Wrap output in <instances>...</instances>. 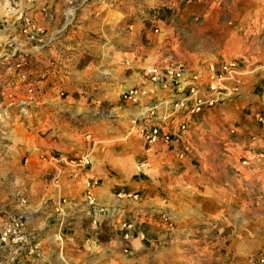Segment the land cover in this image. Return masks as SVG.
Masks as SVG:
<instances>
[{"label": "crops", "instance_id": "obj_1", "mask_svg": "<svg viewBox=\"0 0 264 264\" xmlns=\"http://www.w3.org/2000/svg\"><path fill=\"white\" fill-rule=\"evenodd\" d=\"M157 2L158 0H89V11L88 6H84L82 13L76 14L73 9L77 7H71V0H0V57L9 52L6 46L12 43V49L32 54L35 51L44 54L54 51L57 55L55 61L61 64L64 54L56 42L58 38L66 35L71 39L74 34L85 31L89 32V40L92 39L88 44H79L75 40L64 47L65 51H86L93 59L81 70L79 58L82 56L75 54L71 57L73 61L70 68H73L75 78H70L68 73L71 71L65 77L56 71L46 73L50 85L59 87V83L67 82L66 92L76 95L64 105H55L54 115L69 113L73 117L83 116L76 121L78 124L85 122L86 135L76 132L79 127L76 124L72 127L75 131H70V140L61 137L53 144L47 140H40L35 144L39 150L60 152V159L65 156H79V159L87 157L89 165L78 167L71 162H56L54 159V164L47 162V159L38 162L37 176L48 180L40 190L45 202L36 207H31L30 204L28 207L27 211L35 215V220L27 225V230L45 229L41 242L34 246H41L45 253L51 251V244L56 239L75 246L76 249L67 258L70 264H96V260L110 264L109 260L116 255L121 259V255L113 251L95 256L89 251L88 236L92 229L101 230L102 225L106 228L111 226L117 231L121 230L120 236H116L115 240L120 247L131 251L132 254L126 256L132 255L131 259L135 263L146 264L147 261L143 260L148 255L139 250L142 239L138 224H142V221H138L137 214L160 213L170 223L177 222L185 228L194 226L188 219L197 215L199 224H205L201 239L204 241L209 238L211 245L221 244V231L224 228L230 229L227 237L230 244L222 243L221 248L225 250L217 252L219 255L213 257L216 264H249L247 258L257 244H264V207L254 210L249 207L239 208L237 202L231 203L233 197L228 189L223 193L219 184L215 183L219 178L215 175V170L210 169V173L197 171L200 167L196 164L202 159L196 160L187 153L184 158H178L177 151L181 147L177 138L187 137L193 127L204 119L219 123L228 121L229 127L237 135L234 144L226 139V133L222 132L223 135L219 137L227 140L226 146L231 147V151L235 153V161L237 154H244L240 158L250 161L256 155L254 148L264 150V90L261 88L264 83V0H230L231 17L227 25L231 28L222 26L230 35L228 41L220 42L215 56L191 58L184 65L195 71L210 59L235 61L243 74L242 95L232 103L208 110L206 115L189 125L184 135L174 122L170 126L173 137L170 143L158 142L148 146L130 131L136 111L125 103L124 93L133 86L143 84L145 68L170 66L157 62L145 65L138 55L142 36L139 13L143 9L152 8ZM75 5H78L77 1ZM254 5L256 9L251 12L250 7ZM79 18L84 20L80 22L81 28L77 27ZM28 22L29 28L25 31ZM74 28H78L77 31ZM39 33L43 34V38L46 37L47 45L42 46L36 42L34 36ZM154 37L159 42L165 35ZM30 39H33L31 43ZM107 68L111 69L107 71ZM86 69H89V78L84 79L82 75ZM59 70L62 71L61 65ZM51 77L55 80L52 81ZM164 94L165 92L158 91L156 97L160 98ZM58 125L61 126L62 123L54 126V133L58 130ZM217 130L219 131V127ZM250 137L254 140H250ZM79 159L77 157L78 161ZM87 182L93 185L92 205L85 192ZM10 208H18L20 211L17 212L24 211L21 207ZM259 211L261 214L257 215ZM178 212L181 214L178 215ZM242 212L246 216L245 220ZM249 214L256 217H250ZM116 222L119 226L114 225ZM146 224L153 229L152 232L156 231L150 221ZM255 228L263 230L259 233ZM125 234L129 237L127 242L122 237ZM81 243L82 248H78ZM30 245L31 243L20 248L22 258L16 259L13 264H58L57 258H52L55 262L50 258L51 253L41 259L30 254ZM4 250L0 246V258L5 254ZM10 254L13 256L12 251ZM149 254L152 264H159L162 260L170 264H181L179 261L185 260V254ZM208 255V251L190 253L189 258L194 260L197 256L202 264L201 261H205ZM245 259L248 262H244Z\"/></svg>", "mask_w": 264, "mask_h": 264}, {"label": "rangeland", "instance_id": "obj_2", "mask_svg": "<svg viewBox=\"0 0 264 264\" xmlns=\"http://www.w3.org/2000/svg\"><path fill=\"white\" fill-rule=\"evenodd\" d=\"M71 1H73L71 7H77V9H73L76 14H81V9L84 6H88L87 11H89V0ZM76 1L77 6L75 5ZM229 6L230 0H158L152 8L143 9L139 13L142 36L140 41L141 51L138 55L142 57L141 59L145 62V65L155 62L185 65L191 58L203 59L215 56V50L219 47L220 42L225 43L230 38L227 31H224L226 28L223 30L222 27L231 28L230 25H227L231 17ZM255 9L256 5L250 7L251 12H254ZM77 21L79 22L77 27L81 28L82 23L80 22L84 20L79 18ZM27 24L25 31L29 28V22ZM78 28H74V31H77ZM149 34L152 38L147 36ZM159 34H164L165 37L158 42L154 36ZM42 37L43 34L39 33L34 36V39L42 46L47 45L48 43L42 41ZM89 38V32L86 33L85 31L74 34L71 39L67 38L66 35L59 38L56 42L64 54L61 58V64L55 61L57 55L54 54V51L45 54L35 51L32 54L31 52H23L20 49H12V43L6 46L9 52L0 57V230L6 224L16 221L19 223L22 233L32 234V240L27 243L17 242L0 245L5 249L3 259L0 258V264H13L16 259L22 258L19 254L22 250L20 248L29 243H31L28 251L30 254L41 259L51 253L50 258H57L58 264H70L67 258L72 254L73 249H76L75 246H71L68 242H61L59 239L54 240L55 243L51 244L49 253H45L41 246L34 248L36 243L41 242L45 229L27 230V225L35 220V215L27 210L30 204L31 207H36L45 202V200H42L40 190L44 186V182H48V180L40 179L37 176L38 162L47 159V162L53 164L54 160L67 163L69 160L79 158V156H65L60 159V152L39 150L35 144L40 140H47L53 144L61 137L70 140L72 134L70 131H75L72 127L78 124L76 120L83 118V116L73 117L69 113L54 115L55 104H51L53 99L46 94L53 85L48 82L50 80H48L46 73L56 71L65 77L73 61L71 57L75 54L82 56L79 58L81 59L79 68L83 70L82 68L93 60L89 53L81 49L74 52L71 50L65 51L64 47L75 42V40L79 44H88L92 41ZM59 55L61 54L59 53ZM158 59L163 61L160 62ZM60 65L62 71L59 70ZM59 86L61 88L59 95L61 93L65 94L67 82L64 84L59 83ZM204 115H206V112ZM59 122L62 125H58V130H55L54 133V126ZM219 124L221 125L219 126ZM78 125L79 129L76 128L78 130L76 132L86 135L85 122ZM218 127L219 131L217 130ZM230 129L228 121L219 123V121L208 122L204 119L202 123L193 127V130L186 137V153L196 160L202 159L198 160L201 162L196 164L200 167L196 169L197 171H208L210 173V169L215 170V175L219 177L215 183L219 184L220 191L223 193H226L225 189H228L233 197L230 200L231 203L237 202L239 208L249 207L258 210L264 207V150L254 148L255 154L262 153L263 157L254 155L250 161H245V158H240L244 154H239L240 156L237 154V161H235V153L231 151V147L226 146L227 140H222V136L219 137V135H223V132L227 135L226 139L231 141L234 137L230 135ZM249 139L251 140V137ZM232 147L236 148L234 145ZM46 202H49V200ZM10 207H21L24 211L17 212L20 211L18 208L11 209ZM260 212L257 215H260ZM242 213V218L245 220L246 216L244 217V212ZM180 214L178 212V215ZM137 215L138 221H142V224H138L142 239V246L139 250L144 255H148L144 256L145 259L143 260V262L147 261L146 264L151 263V259H149V253L151 252L168 253L169 255L173 253L175 256L185 254V260L183 259L179 263L193 264L198 263L200 260L197 256L194 257V260H190L189 254L203 251L206 253L208 251L209 255L205 261H201L202 264H216L213 257L218 256L219 252L225 250L221 248L223 244H230V240L227 238L230 232L229 228H224L220 233V241L223 244L211 245L209 238L202 241L201 232L204 230L205 224H199L197 215L188 219V221H192L194 226H186V228L181 224H177V222L170 223L160 213L141 212ZM251 216L254 218L255 215L252 214ZM116 218L118 219L117 216ZM149 221L156 227L155 232H152L153 229L146 224ZM117 224L119 226L117 222L114 225L117 226ZM161 224L166 226L163 227ZM104 227L102 225L101 230L96 228L89 231V251L94 255L113 251L118 252L121 259L116 255L109 260L110 264L135 263L131 259L132 255L126 256L132 254L131 251L127 252L125 248L118 247L119 245L116 243V236H120L121 230L117 231L111 226L105 227V229ZM255 230L261 233L263 228H255ZM56 236H58V233H56ZM82 243L78 248H82ZM11 251L13 256L10 254ZM263 251L264 244H257L256 249L251 252L247 259L250 261L251 258L262 257ZM247 259L244 262H248ZM52 260L55 262L54 259ZM101 262L102 260H96V264H103ZM227 262L225 261V263ZM135 264L140 263L136 262ZM159 264L170 263L162 260V263Z\"/></svg>", "mask_w": 264, "mask_h": 264}, {"label": "built area", "instance_id": "obj_3", "mask_svg": "<svg viewBox=\"0 0 264 264\" xmlns=\"http://www.w3.org/2000/svg\"><path fill=\"white\" fill-rule=\"evenodd\" d=\"M142 76L143 84L127 89L124 100L136 111L130 131L148 146L158 142L170 143L173 140L170 126L174 122L184 135L189 125L195 123L205 112L232 103L242 95L243 74L233 60L210 59L195 71L181 64L151 66L144 69ZM261 88L264 90V83ZM158 91L165 92L164 96L156 97ZM230 135L234 137L231 139L233 143L237 137L235 130L230 129ZM182 137L177 138L181 147L177 151L179 159L184 158L187 151L186 137ZM251 140H254L253 137ZM256 155L263 157L262 153ZM77 161L69 160L78 167L89 165L87 157H81ZM92 186L91 182L85 185L91 205ZM31 236L30 233H22L19 223L12 221L0 230V243H27L32 240ZM123 240H129L127 234L123 235ZM249 264H264V254L262 257L251 258Z\"/></svg>", "mask_w": 264, "mask_h": 264}, {"label": "bare ground", "instance_id": "obj_4", "mask_svg": "<svg viewBox=\"0 0 264 264\" xmlns=\"http://www.w3.org/2000/svg\"><path fill=\"white\" fill-rule=\"evenodd\" d=\"M59 39V38H58ZM32 40L33 39H30L29 40V42L31 43L32 42ZM46 37L44 36V38L42 37V41H44V42H46ZM69 69H71V68H69ZM69 71H71V70H69ZM74 75H76V74H74V73H72V72H70L69 73V76H70V78H75V76ZM84 76V79L85 78H89V69L88 70H85V72L83 73V75H82V77ZM52 81H54L55 79L54 78H52L51 79ZM69 80V79H68ZM67 80V81H68ZM71 80V79H70ZM60 90V86L59 87H57V85L55 86V85H53V86H51L50 88H49V90L46 92V94L47 95H49L53 100L51 101V104L52 105H58V104H60V105H64L65 103H66V101H70V100H72L73 98L72 97H76V95L74 94V93H71L70 91L69 92H66L65 94H63V95H59L58 94V91ZM118 247H120V246H118ZM126 250H127V252L129 251V249L128 248H126ZM162 263V262H161Z\"/></svg>", "mask_w": 264, "mask_h": 264}]
</instances>
